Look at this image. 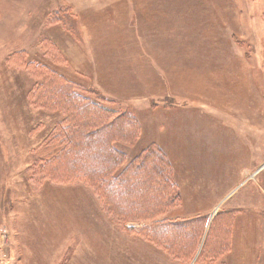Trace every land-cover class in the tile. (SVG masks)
<instances>
[{
    "label": "rangeland",
    "instance_id": "obj_1",
    "mask_svg": "<svg viewBox=\"0 0 264 264\" xmlns=\"http://www.w3.org/2000/svg\"><path fill=\"white\" fill-rule=\"evenodd\" d=\"M42 71L109 122L135 119L136 141L113 143L127 162L152 145L163 152L176 190L143 198L145 218L117 217L129 214L94 178L38 173L70 147L61 140L74 125L41 94ZM257 181L264 191V0H0V264H214L226 257L222 238L195 263L205 233L186 260L148 234L162 221L209 226L258 193ZM149 203L162 211L145 213ZM172 235L180 244L179 229Z\"/></svg>",
    "mask_w": 264,
    "mask_h": 264
},
{
    "label": "trees",
    "instance_id": "obj_2",
    "mask_svg": "<svg viewBox=\"0 0 264 264\" xmlns=\"http://www.w3.org/2000/svg\"><path fill=\"white\" fill-rule=\"evenodd\" d=\"M42 76L43 79L45 78L44 82L47 84L46 89L48 91L41 94L48 95L45 98L48 102L56 101L62 104L66 108V112L74 125L72 127L73 136L64 132L63 139L61 140L62 144L69 142L70 147L61 148L52 159L39 165L38 173L43 175L47 173L48 178L60 183L77 179L91 184L93 183L92 178H94V182L99 181L102 186L108 187L106 189L114 200L113 204L116 207L120 206L121 208H119L122 211L129 214H117V217L127 219L134 213L139 218H145L139 212L140 207L144 206V203L141 201L143 198H156L160 201L169 192L176 190L172 180L171 165L163 152L157 147L152 145L127 162L126 155L113 146L114 140H116L114 138H119V140L126 144H133L136 141L138 128L136 127L135 119L130 118L132 120L130 121L129 117H125V119L119 118L114 123L112 121L109 122L107 116L105 118L104 115L99 116V113H107V111L102 110L101 107H98L87 96H82L80 93L82 90L76 91L78 88L61 79L56 73L47 72L45 74L42 71ZM45 99H40V102H43ZM103 118L105 121H103ZM79 121H82V123H78ZM116 133L119 137H116ZM77 141L80 143L79 146L75 145ZM78 147L80 148L78 149ZM77 152L82 153L77 155ZM64 155L70 156V165L68 166H64V164L62 166V163L66 160ZM124 164L127 166L123 171L118 175H114V172L118 168L125 166ZM53 168H57L60 171L57 172ZM48 170H50V173ZM127 178H129L128 181ZM139 194L141 195L139 196ZM148 205L146 210L144 209L145 213L151 211L149 210L150 207L156 210L151 212L154 213V216L162 211L159 204L153 205L149 203ZM158 209L159 211H157ZM228 214L225 212L217 214L208 228H206L207 219L205 217H195L193 220L183 221L179 224H163L164 221H162L163 223L161 224H155L154 227H157V230H153L148 235L153 237L154 242L159 239L167 243V246L161 245V247L167 251L166 253L172 259L177 260V258L183 257V260H186L192 255L194 256L196 251H198L203 234L205 233L206 237L203 239L202 250L195 263L200 262L206 259L204 256L205 246L206 243L210 242L211 238L215 239L210 242L211 244L214 243V245L208 248V251L211 252L217 251L215 250V245L222 246L228 240ZM149 216H151L150 213L148 214ZM223 217L228 219L221 223L218 222L216 225V221H221L224 219ZM177 229L182 233L180 238L181 243L178 245L175 244V238L172 235L174 232H177ZM217 230L219 231L215 235ZM146 232L148 231L146 230L144 234ZM220 238L226 241L223 242L224 240H220ZM157 244H160V242Z\"/></svg>",
    "mask_w": 264,
    "mask_h": 264
},
{
    "label": "crops",
    "instance_id": "obj_3",
    "mask_svg": "<svg viewBox=\"0 0 264 264\" xmlns=\"http://www.w3.org/2000/svg\"><path fill=\"white\" fill-rule=\"evenodd\" d=\"M260 183L255 182L258 193L249 191L230 208L224 209L225 213L230 212L226 257L214 260V264H264V191H261ZM249 195H252L251 199L247 200ZM223 218L220 223L228 219Z\"/></svg>",
    "mask_w": 264,
    "mask_h": 264
}]
</instances>
